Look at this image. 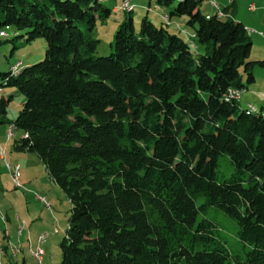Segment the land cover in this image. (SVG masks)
<instances>
[{
  "label": "trees",
  "instance_id": "obj_1",
  "mask_svg": "<svg viewBox=\"0 0 264 264\" xmlns=\"http://www.w3.org/2000/svg\"><path fill=\"white\" fill-rule=\"evenodd\" d=\"M103 1L0 0V33L49 45L43 61L0 71V90L25 96L13 121V96L0 100V124L72 206L60 264H264V111L240 106L264 60L250 61L248 29L231 7L206 14L209 0H149L168 25L187 17V42L148 16L136 29L121 0L129 15L102 57L97 23L115 10ZM211 208L236 222L244 255Z\"/></svg>",
  "mask_w": 264,
  "mask_h": 264
},
{
  "label": "rangeland",
  "instance_id": "obj_2",
  "mask_svg": "<svg viewBox=\"0 0 264 264\" xmlns=\"http://www.w3.org/2000/svg\"><path fill=\"white\" fill-rule=\"evenodd\" d=\"M235 1L236 0H229L228 3L231 5ZM103 2L108 8L112 10L115 9L114 13L107 21L102 22L98 20L95 31V37L101 41L97 55L105 57L112 53L115 33L120 23L129 14L117 10L122 5L121 0ZM238 2L241 6L249 3L247 8L252 3L257 5V2L252 0H238ZM132 4L135 5V11L132 16L136 29L139 30L142 19L148 16L156 25L161 26L164 24V27L170 32L179 35L187 42H191L188 34H192L193 30L187 26V17L172 19L174 21L179 19L185 20L186 23L183 30L186 33H183L181 28L168 25L167 22L163 20V14L160 15L161 10H158L155 3H152L150 7L149 0H133ZM254 5L249 7L251 12H246V9H242L240 17L245 19V21L254 18ZM201 8L205 11L207 2H205ZM215 8L217 11L216 14L222 12L223 15H229L222 11L217 4ZM149 9L150 12H147ZM163 10L169 12L168 9L163 8ZM255 27L254 25L252 28H249L250 30L247 28L253 42L250 61L264 60V31L261 27ZM3 32L5 35H1ZM3 32L0 33V37H4L1 39L8 40L9 42L3 45L0 50L1 72H9L11 68H14L12 66H15L14 70L18 69V71H21L23 68L37 64L47 57L49 45L45 40H36L27 43L24 38L16 37L14 28H9ZM192 37L194 38V36ZM194 44L197 46L196 41ZM192 49L198 53L203 51L201 47H199V49L193 47ZM13 50V55H11ZM254 74L256 82L243 91L240 100V106L244 110L247 109L250 104H253L258 109L261 106L257 105L262 104V107H264V99L262 98L264 95V67L255 66ZM245 80L244 78V82ZM252 88L254 90H252ZM253 93H259L257 97L260 102L262 100L261 104H259V100L256 101L258 104L254 102ZM9 96H13V98L8 108L7 117L13 121L17 118L25 102V96L15 88L4 87L0 90V100L3 97L8 98ZM248 103L250 104L248 105ZM9 128L10 125L0 124V136L7 138V141H11L8 144L9 155L7 157L5 148L0 144V158L4 161L0 168V177L5 178L6 181L8 179L6 182L8 188L5 192L7 197L4 199V204L7 206V209L2 206L0 211V247L2 248V251L0 250V264H12L15 262H18V264H60L62 261V250L60 245L68 229L72 206L60 187L50 181L46 168L37 155L32 153H21L14 149V139L20 138L22 132H18L17 137L15 136L10 139L8 136ZM10 152L14 155L13 157H11L12 155ZM9 164L13 168L16 166H20L21 168L22 166V177L20 176L21 184L19 186H16L13 181ZM25 166L27 167V171L23 175ZM26 178H29L32 182L25 180ZM24 194L27 195V198L23 196ZM210 215L216 217L217 222L222 228L221 234L226 239L234 255H244L245 249L238 238L236 222L220 209L211 208ZM29 216L32 220L29 219ZM7 217L11 219L12 224L7 221ZM17 217L21 218V222L17 220ZM27 219H29L28 222ZM40 236H45V242L42 245L38 243V238ZM7 237H10L11 242L7 241ZM40 247L43 249L44 255L39 263V261L33 257L32 252H36ZM14 250L17 252V256L15 257L13 255ZM7 253L9 256L5 257Z\"/></svg>",
  "mask_w": 264,
  "mask_h": 264
},
{
  "label": "crops",
  "instance_id": "obj_3",
  "mask_svg": "<svg viewBox=\"0 0 264 264\" xmlns=\"http://www.w3.org/2000/svg\"><path fill=\"white\" fill-rule=\"evenodd\" d=\"M228 1L229 0H209V1H207V8H206V10H205V12H206V14H209V15H213V14H216V8L213 6V4L214 5H218V7L222 10V11H225L228 7H231V10H230V12L233 10V12H235V19L237 20V21H239V22H241V23H243L245 26H246V28H252L254 25L256 26L255 28H263V31H264V0H252V1H255V2H257L256 4L257 5H254L253 3L252 4H250L249 5V7L251 6V5H254L255 6V11H253V13H254V18H251V19H249V20H247V21H245V19H243V18H241L240 17V12H241V10L243 9H246V12H251L250 10H249V7L247 8V6H248V4H245V5H243V6H241V4L238 2V0H236L233 4H229L228 3ZM161 10V12H160V15H166V14H168V12H165L163 9H160ZM159 10V11H160ZM226 13H228L229 14V11L228 12H226ZM185 20H182V19H179V20H176V21H174V20H171V26H174L175 28H181L182 30H183V27H184V25H185ZM252 26V27H251ZM250 30V29H249ZM263 37H264V35H263ZM252 90H254L253 88H252ZM254 94V98H253V100H254V102L256 103V101L257 100H259V98L257 97V95H259V93H253ZM262 98L264 99V95L262 96ZM261 102H262V100H261ZM261 102H260V100H259V104H261ZM250 103H248V105H249ZM256 104H258V103H256ZM253 105V104H252ZM254 106V105H253ZM257 106H261L259 109L257 108V107H255L254 106V108L256 109V110H263L264 111V107H262L263 105L261 104V105H257ZM0 140H1V142H0V144H1V146L2 147H4L5 148V150H6V157L9 155L8 154V144L11 142V141H7V138H5V137H3V136H0ZM13 146H14V143H13ZM21 153H27V152H21ZM10 154L12 155L11 157H13L14 155L12 154V152H10ZM18 159H20V158H18ZM21 160V159H20ZM4 161L0 158V168H1V165H2V163H3ZM42 162V161H41ZM44 165V164H43ZM21 171H22V166H21ZM26 171H27V167L25 166V169L23 170V175L26 173ZM1 172V171H0ZM47 172V171H46ZM47 175H48V173H47ZM1 176V175H0ZM22 177V176H21ZM48 177H49V175H48ZM50 179V178H49ZM25 180H27V181H29V182H32V180H30L29 178H26ZM7 181H8V179H7ZM6 180H5V178H1L0 177V190H1V192H0V211H1V207L2 206H4V208H6L7 209V206H5V204H4V199H5V197H7L6 196V194H5V192L7 191V188H8V186H7V184H6V182H7ZM50 181H52L51 179H50ZM53 183H55L54 181H52ZM56 184V183H55ZM5 188V189H4ZM25 198H27V195H23ZM17 197H20V196H17ZM31 216V215H30ZM29 216V217H30ZM29 219H31L32 220V218L30 217ZM29 219H27V222H28V220ZM17 220H19V222H21V218L20 217H17ZM7 221L10 223V224H12L11 223V219L10 218H8L7 217ZM17 226V225H16ZM24 226V225H23ZM7 241H10L11 242V240H10V237H7ZM6 256H9L8 255V253L5 255V257ZM1 263H2V260H1ZM11 264V263H10ZM12 264H18V262H15V263H12Z\"/></svg>",
  "mask_w": 264,
  "mask_h": 264
},
{
  "label": "bare ground",
  "instance_id": "obj_4",
  "mask_svg": "<svg viewBox=\"0 0 264 264\" xmlns=\"http://www.w3.org/2000/svg\"><path fill=\"white\" fill-rule=\"evenodd\" d=\"M124 7L125 8L129 7V3L126 2V4L124 5ZM236 95L239 96L240 94L237 93ZM8 136H9L10 139L16 136V129H15L14 126H10L9 132H8ZM9 168H10V172H11V175L13 177L14 183L16 184V186H19L21 184L20 183V176H21V168H20V166H16V167L13 168L9 164ZM0 235H1V231H0ZM43 237H45V236H40L38 238L39 245H42V238ZM0 250L2 251V248L1 247H0ZM32 254H33V257L35 259H37V256L35 255V251L32 252ZM13 255H14V257L17 256V252L15 250L13 251Z\"/></svg>",
  "mask_w": 264,
  "mask_h": 264
},
{
  "label": "built area",
  "instance_id": "obj_5",
  "mask_svg": "<svg viewBox=\"0 0 264 264\" xmlns=\"http://www.w3.org/2000/svg\"><path fill=\"white\" fill-rule=\"evenodd\" d=\"M126 4V1L123 2L122 6ZM214 5V4H213ZM214 7H216V5H214ZM254 8V6H253ZM255 10V8H254ZM10 126H15L14 124H10ZM15 129L17 130V128L15 127ZM45 242V237L42 238V244ZM35 255L37 256V260L39 261V263L41 262V260L43 259V255H44V251L43 249L40 247L37 249V251L35 252Z\"/></svg>",
  "mask_w": 264,
  "mask_h": 264
}]
</instances>
